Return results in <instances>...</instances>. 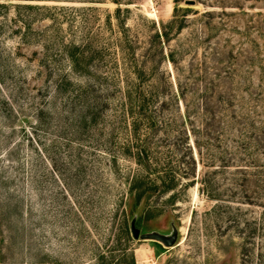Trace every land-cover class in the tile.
Here are the masks:
<instances>
[{
    "label": "rangeland",
    "instance_id": "rangeland-1",
    "mask_svg": "<svg viewBox=\"0 0 264 264\" xmlns=\"http://www.w3.org/2000/svg\"><path fill=\"white\" fill-rule=\"evenodd\" d=\"M0 2L7 5L0 8V75L3 77L7 65L15 63L22 65V71L30 78L35 75L37 64L28 58L33 56L34 50L41 49L35 40L36 33L55 24L65 39H84L92 45L93 64L98 74L134 76L135 67H143L146 76L155 79L167 76L172 83V92L177 91L178 82L187 86L185 101L181 96L172 100L167 95L169 98L163 110L168 123L172 120L169 130L179 141L182 138L180 143L184 144L180 152L174 153L177 169L173 189L155 192L140 208L144 216L141 232L174 237L173 246L152 239L132 236L128 241L126 238L124 218L130 208V197L127 199L125 195L126 200L121 201L127 189L123 177L133 174L138 165L133 158L121 156L117 166L102 159L103 165L97 169L103 172L104 181L93 180L95 184L85 186L87 191L98 189V194L91 203L79 199L81 204L78 206H73L71 200L54 198L52 184L49 189H44L39 182L34 192L29 187L23 191L16 180L18 169H0V264H99V255L110 257L125 249L134 253V264H259L256 258L259 247L256 245L247 252L246 233L240 229L245 227L243 221L247 217L258 218L260 209L241 202L217 203L202 189L204 178H212L220 187L227 188L233 169L219 168L225 162L212 158L215 154L225 155L220 150L228 149L229 140L223 132L222 147L217 148L216 140L209 135L215 136L209 127L212 116L202 108L205 92L202 91L205 89L202 78L213 77L227 64H217L213 48L216 42L225 44L229 36L227 31L210 27L207 21H213L215 26L219 18L205 12L218 13L223 9L231 12L237 10L236 5L251 13L264 12V0H195L194 4H188L186 0ZM18 4L42 8L17 9ZM175 16L183 27L171 30V40L163 43L164 57L161 53L153 56L150 51L153 35ZM25 21L30 22V26H26ZM238 38L234 35L233 41ZM171 52L176 63L170 59ZM159 79L160 90L167 91V85ZM35 81H31L32 85ZM216 102L212 100V104ZM175 138L172 136L171 139ZM186 141L193 149L196 167L188 164L190 155L184 163L177 161L187 152ZM6 149L7 146H1L0 155H4ZM6 159V155L0 158V166ZM23 192L35 193L32 205L30 199L23 204L14 197L24 195ZM221 203L223 209L227 203L232 205L233 217L219 214L221 209L216 205ZM44 253H48L47 261L50 262L37 263L46 257Z\"/></svg>",
    "mask_w": 264,
    "mask_h": 264
},
{
    "label": "trees",
    "instance_id": "trees-1",
    "mask_svg": "<svg viewBox=\"0 0 264 264\" xmlns=\"http://www.w3.org/2000/svg\"><path fill=\"white\" fill-rule=\"evenodd\" d=\"M1 7H7L6 3L0 2ZM22 8L42 7L17 5V9ZM236 8L231 12H205L210 17L218 15L215 26L213 21H207L210 27L229 33L225 44L216 42L213 48L217 64H227L213 77L202 78V108L212 116L209 127L215 136L209 135L216 140L215 146L222 147L223 132L229 140L228 149L220 150L225 155L215 154L212 158L225 162L219 168L233 169L227 188L212 178H204L202 189L217 203L241 202L260 209L258 218L244 219L245 227L240 232L246 233V251L251 252L257 245L260 252L256 258L264 264V12L251 13L241 5ZM117 11L119 14L120 9ZM25 24L30 26L28 21ZM54 25L36 33L41 49L34 50L28 58L37 64L34 76L30 78L18 63L8 64L6 75H0V147L7 146L3 153L7 159L0 169H18L16 180L23 191L29 187L34 192L39 182L44 189L52 184L54 198L71 200L73 206H78L79 199L91 203L98 194V189L87 191L85 186L93 180L104 181L103 172L97 169L103 160L117 166L121 156L133 158L138 170L123 177L127 189L121 199L124 202L125 195L130 197L124 218L129 241L132 223L137 228L142 226V204L155 192L173 189L176 181L174 153L180 152L184 144L169 130L172 120L168 123L163 110L169 97L176 100L181 96L185 101L187 86L178 82L177 91L172 92V83L163 76L158 79L167 85V91L160 90L158 79L146 76L143 67H135L134 76L98 74L92 45L84 39H65ZM182 27L176 16L163 24L152 37L153 56L161 53L164 57L163 43L171 40V30ZM234 35L239 36L236 42ZM169 56L173 63L177 62L173 52ZM214 99L217 102L212 104ZM186 144L187 152L177 161L184 163L190 155L187 162L196 167L193 149L189 141ZM196 144L199 146L197 141ZM32 192L14 197L23 204L30 199L32 205ZM222 203L216 205L221 209L219 214L233 217L232 205L227 203L223 209ZM44 254L46 257L37 263L50 262L48 253ZM98 260L99 264H134L135 256L125 249L110 257L101 254Z\"/></svg>",
    "mask_w": 264,
    "mask_h": 264
},
{
    "label": "water",
    "instance_id": "water-1",
    "mask_svg": "<svg viewBox=\"0 0 264 264\" xmlns=\"http://www.w3.org/2000/svg\"><path fill=\"white\" fill-rule=\"evenodd\" d=\"M186 3L194 4L195 0H186ZM132 233H133L134 238L152 239V240L159 241L166 246L174 245V237H169L162 233H150V232L142 233L141 229L137 228L134 222L132 223Z\"/></svg>",
    "mask_w": 264,
    "mask_h": 264
}]
</instances>
